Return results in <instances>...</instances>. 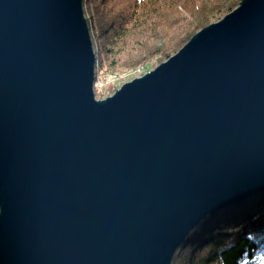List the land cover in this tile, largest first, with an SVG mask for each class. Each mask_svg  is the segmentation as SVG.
I'll use <instances>...</instances> for the list:
<instances>
[{"label": "water", "instance_id": "1", "mask_svg": "<svg viewBox=\"0 0 264 264\" xmlns=\"http://www.w3.org/2000/svg\"><path fill=\"white\" fill-rule=\"evenodd\" d=\"M84 0H0V264H172L264 190V0L97 99Z\"/></svg>", "mask_w": 264, "mask_h": 264}, {"label": "trees", "instance_id": "2", "mask_svg": "<svg viewBox=\"0 0 264 264\" xmlns=\"http://www.w3.org/2000/svg\"><path fill=\"white\" fill-rule=\"evenodd\" d=\"M89 1H83L84 12L96 56L101 54L100 68L104 70H110L109 66L104 65L107 58L113 56L120 45L134 35V31L140 26L152 24L150 19L157 14L156 5L179 14L177 5L180 4L184 10H192L191 19H184V27L176 41L171 40L164 47H155V50L151 48L144 57L129 63V67L133 65L138 69L153 58H161L160 61L169 59L174 53L173 49L182 48L199 30L209 25L210 15L224 9L232 11L239 2L220 0L210 3L215 4L212 6L196 5L194 0H110V5L107 4L105 8L103 0ZM177 21L180 19L174 18L172 22L176 24ZM115 64V61L110 63L111 66ZM97 65L96 62L98 68ZM148 65L146 69L149 71L159 64ZM114 80L118 81V88L123 84L120 78ZM119 83L121 85H117ZM96 95L102 97L98 92ZM172 264H264V190L203 219L178 249Z\"/></svg>", "mask_w": 264, "mask_h": 264}, {"label": "rangeland", "instance_id": "3", "mask_svg": "<svg viewBox=\"0 0 264 264\" xmlns=\"http://www.w3.org/2000/svg\"><path fill=\"white\" fill-rule=\"evenodd\" d=\"M93 0H90L89 2L92 3ZM105 3V8L108 7L107 4L110 5V0H103ZM196 2V5H212L210 3H216L220 0H194ZM241 0L237 3V5L233 8V10L240 4ZM180 12L179 14L176 12H169L167 10L161 9V6L156 5L157 8V14L155 13L154 16L150 19L152 22L151 25L148 27L140 26L136 31H134V35L131 37H128V40L124 43V45H120L117 51H115V54L109 59L107 58L104 65L106 67L109 66L110 70H104L103 67L100 68V65L102 64L101 61V54H99L97 58V66L95 68V74L96 78L94 81V90L95 94L98 92L102 95V97L97 99H105L108 96L113 95L124 83L131 81L132 79L136 77L142 76V72L147 71L146 69L148 63H155L160 64L161 62L165 61L166 59L160 61L161 58H153L150 60V62L144 63L140 68L137 69V66H128L129 63H133V60L136 58H142L145 56V54H148V50L152 48V50H155V47H160L161 45H165L169 43V41H176L178 36L181 33L182 27H184L185 20L188 21L191 19L192 10H188L185 8V10L181 7L180 4L177 5ZM181 7V8H179ZM232 10V11H233ZM231 10L224 9L221 12H218L216 14L210 15V23L217 22L221 20L224 16L229 14ZM180 19V21H177L176 24H173V19ZM174 44L175 42H170ZM164 47V46H163ZM180 49V47H179ZM179 49H173L172 55H174L176 52H178ZM97 52H99L98 47H96ZM96 52V51H95ZM171 55V56H172ZM112 61H115L116 64L114 66H111L110 63ZM139 67V66H138ZM136 68V69H135ZM98 69V70H97ZM113 69V70H112ZM97 70V71H96ZM152 70V69H151ZM111 71V72H110ZM150 71V70H149ZM120 78V83H123L122 85L119 83L117 85H121L119 88L116 86V83L118 81L114 80ZM95 83L98 85L96 86Z\"/></svg>", "mask_w": 264, "mask_h": 264}, {"label": "built area", "instance_id": "4", "mask_svg": "<svg viewBox=\"0 0 264 264\" xmlns=\"http://www.w3.org/2000/svg\"><path fill=\"white\" fill-rule=\"evenodd\" d=\"M96 86H98L96 83H95Z\"/></svg>", "mask_w": 264, "mask_h": 264}, {"label": "bare ground", "instance_id": "5", "mask_svg": "<svg viewBox=\"0 0 264 264\" xmlns=\"http://www.w3.org/2000/svg\"><path fill=\"white\" fill-rule=\"evenodd\" d=\"M88 21V20H87ZM90 29V28H89Z\"/></svg>", "mask_w": 264, "mask_h": 264}]
</instances>
